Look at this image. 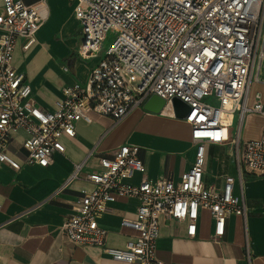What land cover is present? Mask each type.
I'll return each instance as SVG.
<instances>
[{
	"label": "built area",
	"instance_id": "2783aa9c",
	"mask_svg": "<svg viewBox=\"0 0 264 264\" xmlns=\"http://www.w3.org/2000/svg\"><path fill=\"white\" fill-rule=\"evenodd\" d=\"M69 1L79 35L77 55L93 64L86 80L65 85L48 109L38 104L26 74L13 64L17 43L22 40L28 50L49 18L47 0H0V164L21 168L8 153L19 131L27 133L24 162L48 166L65 150L62 138L76 135L77 122L92 120L91 110L118 121L153 94L166 104L179 97L189 106L184 118L196 146L194 162L179 181L149 178L140 147L122 144L84 174L87 159L74 164L60 189L82 177L92 185L80 189L75 213L62 224L74 243L101 246L130 264H187L157 257L162 219L186 221L187 234L195 236L201 212L208 210L219 239L230 215L247 216L245 174H264V128L259 137H240L248 113L264 115L261 92L252 103L249 98L253 82L262 81L264 0ZM109 32L116 38L107 45ZM225 99L231 107H225ZM209 144L234 146L237 173L226 174L220 185L205 179ZM137 171L141 180L129 181ZM129 196L139 205L136 217H124L122 225L138 235L123 247L107 246L99 217L110 202Z\"/></svg>",
	"mask_w": 264,
	"mask_h": 264
},
{
	"label": "crops",
	"instance_id": "0c3cea01",
	"mask_svg": "<svg viewBox=\"0 0 264 264\" xmlns=\"http://www.w3.org/2000/svg\"><path fill=\"white\" fill-rule=\"evenodd\" d=\"M25 1L32 3L36 0ZM47 3L49 18L28 50L23 49L22 40L17 43L13 64L26 74L38 104L53 109L56 100L62 96V88L67 84L84 82L93 62L77 55L79 35L70 1L47 0ZM69 30L76 33L75 37H68L70 43L57 38ZM43 39L51 41L53 46ZM37 46L47 48L52 56L56 52L60 54L56 64L63 76L55 78V83L46 77V63L39 68L38 76L32 79L22 66L16 64L17 50L26 53L31 49L34 51ZM71 46L76 64L85 68L79 77L71 74L70 68L64 71L63 67L68 65L60 62L72 51ZM261 79V82L252 84L258 88L250 92L251 103L256 91L261 92L264 100L263 74ZM45 96H50V101ZM164 108L165 105L159 112H154L142 105L118 121L91 110L92 120L77 122L76 135L62 138L65 150L56 152L48 166L25 163L27 152L22 141L27 133L22 130L15 134L8 153L22 166L16 169L8 163L0 164V264H130L114 259L101 246L76 244L64 234L62 224L65 218L75 213L80 189L92 185L82 177L66 189H60V186L74 164L87 159L84 174L99 167L100 156L113 155L122 144L140 147V157L149 178L170 177L179 181L182 173L194 162L196 146L191 137L190 123L178 116L174 108L172 113L164 112ZM247 116L256 119L258 126L246 138L242 136V128L240 137L243 140L259 137L264 128L263 114L250 112ZM233 135H236V130H233ZM222 147L230 148L232 161L226 166L215 156L213 169L206 168L205 171L207 183L220 185L226 174L237 173L232 144H209L207 152ZM141 177L137 171L129 181L138 183ZM245 196L247 216L230 215L226 231L219 239L213 236L214 220L208 210L201 212L195 236L187 234L186 221L163 218L157 239V257L167 263L264 264V174H245ZM138 205L139 199L135 196L121 197L109 203L108 209L99 217L100 225L107 230V246L123 247L127 240L138 235L136 229L122 225L124 217H136Z\"/></svg>",
	"mask_w": 264,
	"mask_h": 264
},
{
	"label": "rangeland",
	"instance_id": "374dc122",
	"mask_svg": "<svg viewBox=\"0 0 264 264\" xmlns=\"http://www.w3.org/2000/svg\"><path fill=\"white\" fill-rule=\"evenodd\" d=\"M70 35H73L75 37L76 33L72 34L71 30H69V32H66L65 35H61V34L57 35V38L63 40L65 43H70V40L68 39ZM115 38H116V34L109 32L108 37L106 39V44L107 45L111 44L115 40ZM43 40L46 43H49L50 46H53L51 41H47L45 39ZM70 49L72 51L69 54L65 55L63 58H61L60 62L62 64H67L68 67L70 68V73L79 77L80 74L85 71V68L82 65L76 64L73 46H71ZM58 57H60V54L58 52H56L55 56H52L51 51H49L47 48H43L42 46L40 47L37 46V48L34 51H32L31 49L26 53L17 50L16 64L22 66L25 72L27 73L28 77L32 79L38 76L39 68L43 63H46L48 65V68L46 69V73H45L46 77L50 81H52V83H55V78H58L59 76L61 77L63 76V73L59 71V66L56 64V59ZM262 74L264 76V63H263ZM254 88L257 89L258 88L257 85L251 87V92ZM45 98L47 100L49 99L50 101V96L49 97L45 96ZM214 101L217 102L216 100ZM257 126H258V121L256 119H250L249 116L246 115L243 124V132H242L243 138H246V136H248L249 134L254 133ZM215 156H218L221 159L222 163H224L226 166H229L232 161V155L229 147L215 148L209 150L208 152L206 168H209L211 170L213 169L212 165Z\"/></svg>",
	"mask_w": 264,
	"mask_h": 264
},
{
	"label": "water",
	"instance_id": "95a60500",
	"mask_svg": "<svg viewBox=\"0 0 264 264\" xmlns=\"http://www.w3.org/2000/svg\"><path fill=\"white\" fill-rule=\"evenodd\" d=\"M164 105H166V100L157 94H153L145 101L144 108L150 111L159 112ZM172 106L175 113L180 117H185L189 109L188 104L179 97H174L172 99Z\"/></svg>",
	"mask_w": 264,
	"mask_h": 264
},
{
	"label": "bare ground",
	"instance_id": "6f19581e",
	"mask_svg": "<svg viewBox=\"0 0 264 264\" xmlns=\"http://www.w3.org/2000/svg\"><path fill=\"white\" fill-rule=\"evenodd\" d=\"M231 101L229 100V99H225V107H227V108H229V107H231ZM166 109L164 108V112H173V106H172V104L169 102V103H167L166 105Z\"/></svg>",
	"mask_w": 264,
	"mask_h": 264
}]
</instances>
